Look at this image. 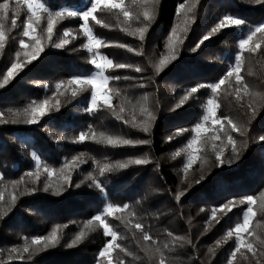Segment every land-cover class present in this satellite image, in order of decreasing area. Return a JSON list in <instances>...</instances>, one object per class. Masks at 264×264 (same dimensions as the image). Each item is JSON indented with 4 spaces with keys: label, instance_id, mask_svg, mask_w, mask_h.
Here are the masks:
<instances>
[{
    "label": "trees",
    "instance_id": "16d2710c",
    "mask_svg": "<svg viewBox=\"0 0 264 264\" xmlns=\"http://www.w3.org/2000/svg\"><path fill=\"white\" fill-rule=\"evenodd\" d=\"M39 2L44 9L37 12L38 24L23 0H8L7 19L0 21L5 33L0 49V264H107V257L99 253L111 236L93 218L103 216L109 205L123 209L125 204L128 209L114 212L106 221L117 233L113 243L120 245L111 253L113 264L118 260L159 264L161 258L165 264H229L237 248L233 231L248 207L255 216L249 224L251 235L244 233L242 239L253 244L257 255L241 247L232 264H264V212L260 211L264 202V141L260 140L264 136V33H257L246 49L239 47L250 31L264 23V2L123 0V10L131 13L128 18L120 9L98 6L94 15L107 26L91 17L87 22L92 36L102 42L95 51L114 65L127 67L105 68L111 108L98 102L91 111L87 109L92 108V86L72 81L95 70L79 15L94 0ZM57 11L64 15L54 19L49 40L44 30L49 15L54 17ZM69 11L78 15L70 17ZM145 11L150 21L144 19ZM225 15L244 24L222 29L201 44ZM14 17L16 27L11 24ZM29 17L43 49L31 63L25 53L34 51V41L23 36ZM141 29H146L142 40ZM65 38L69 43L57 48ZM20 39L29 47L22 48ZM170 39L175 60L170 58ZM256 44L259 50L247 51ZM11 63L26 67L4 84ZM237 64L239 84L233 75L215 93L199 87L215 85ZM137 67L143 71H135ZM193 87L198 91L178 107ZM45 100V115L37 116L35 124L26 123L25 109L30 112ZM209 100L218 105L216 116L223 127L202 131L200 140L189 147L196 126L205 124ZM225 117L239 131H233ZM145 126L147 132L141 130ZM178 130L187 131L176 135ZM93 133L148 143L112 147L92 139L79 142L81 134ZM229 135L236 142L235 152ZM135 159L148 163L116 167ZM105 164L109 169L101 175ZM249 196L253 204L247 202ZM225 204L231 211L220 210ZM88 221L93 223L84 229ZM137 223L143 230L135 227ZM82 229L85 237L69 247ZM53 230L59 237L54 247L31 245L33 237H47ZM145 234L150 241L143 239ZM25 245L28 253L23 252Z\"/></svg>",
    "mask_w": 264,
    "mask_h": 264
},
{
    "label": "snow or ice",
    "instance_id": "6c2138e0",
    "mask_svg": "<svg viewBox=\"0 0 264 264\" xmlns=\"http://www.w3.org/2000/svg\"><path fill=\"white\" fill-rule=\"evenodd\" d=\"M258 3L260 2H264V0H257ZM103 5V8H101L100 10H104V9H120L121 11H123V16L125 18H128L131 16V13L129 11H125L124 9V5H123V0H119V2H115V0H94V2L91 3V7L87 10V11H83L80 12L79 15L82 16L84 24L82 25L84 32L86 35H88L89 40H90V44L95 47V48H100L102 42L100 40L97 39H93L92 38V29L88 27V21L89 18L91 17V19L93 21H95L96 24H100L101 26H107L104 25L100 20H98L96 18V16L94 15V13L98 10V6ZM185 7L184 4L180 5V8L183 9ZM44 9V5L43 4H36L33 5L31 3H28V9L29 11H31L32 16L36 17V23H39L40 17L36 14L35 11H33V9ZM0 10H3L2 15H0V21L7 19L8 16V11H9V4H8V0H5L4 3L0 4ZM46 10V9H45ZM64 15V13L57 11L55 13V16L53 17L51 14L48 17L47 20V27L44 30L47 33V38L50 40L51 36H52V32H53V27H54V19L55 18H59L62 17ZM67 15L70 17H75L78 15L77 12L75 11H69L67 12ZM144 19L146 21H150L151 20V15L145 11L143 13ZM11 24L13 27L17 26V21L16 18L14 17L11 21ZM244 24V21L242 19L239 18H235L231 15H225L222 19L219 20V22L216 24L215 27H213L211 29V31L205 35L202 40L200 41V43L202 44L204 41L208 40L210 38L211 35L215 34L216 32L228 28V27H234V26H239ZM146 31V29H141L140 30V39L142 40L143 37V32ZM35 32V27L33 26V20L31 17L28 18V21L26 23V26L24 27L23 30V36L24 37H30L33 41H34V45H32V47L34 48V51L32 53H25L26 56L30 57L28 60V63H31L33 60L36 59L37 57V53L43 51V49L41 48V38L34 36L33 33ZM257 33H264V23H261L258 27L255 28L254 31H250V34L247 36L246 39H242L239 43V47L240 49H246V46L249 45L250 41H252L253 37L256 36ZM135 34V33H132ZM65 37L69 36L68 32L64 33ZM173 36H175V33H173ZM180 43H182L183 41H179ZM4 43H5V33L3 31V23H0V49L4 48ZM69 43L68 39L65 38L60 44H56L55 46L57 48H61L63 47L65 44ZM19 45L22 48H28L29 45L25 43L24 39H20L19 40ZM120 47H126L125 45H119ZM200 44H197V47H199ZM260 49V45L256 44L255 47H249L247 48V51L249 52H256L257 50ZM129 51H132V49H128ZM169 52L171 54V59L175 60L176 56L174 54V47L172 46V40L170 39L169 41ZM165 59L166 58H162L160 61L159 66H157V72H159L160 68L164 66L165 64ZM91 63L93 65H95V67L97 69L103 70L105 69V67H115V68H125L127 67L125 64H121V63H117V64H113V61L111 60H107L106 65L105 64H101V63H97L96 59L93 58L91 60ZM26 67V65L21 64V63H11V66L7 69V73L6 75H4V84H7L11 79H14L16 75L19 74L20 71L23 70V68ZM135 71L137 72H142L143 69L140 67H137L135 69ZM240 73V66L239 64H237L235 67L231 68L227 73L226 76L221 78L219 80L218 83H216L215 85H200L199 87H208L211 88L212 91L215 93L217 92L218 89L221 88L222 85L225 84L226 80L228 78H231L233 75H235L236 81L239 84L242 81V77L239 75ZM107 79V78H105ZM116 79H119V77H116ZM72 83L75 84H83V83H87L90 84L94 87V91L92 93V97H91V105L92 108L91 109H87L88 111L93 110L94 108H96L98 106V101L102 100L103 104L105 106H108L109 108H111V100L109 99V97L107 95H101L100 93V85H97V82L95 79H90V78H85V79H76L75 81H72ZM106 86V85H105ZM60 85H57V88H59ZM247 90V86L245 85V91ZM198 91L197 87H193L190 90H188V95H186L184 97V99L181 101V105L188 100L189 96L196 93ZM76 93L73 92V95H75ZM237 96L239 97V89L237 90ZM208 105L209 107V113L212 117H215V108L218 107V105L215 104L214 100H209L208 101ZM48 107V101L45 100L43 103L39 104L38 106L35 107H31V110L29 112L28 109H25L23 115L26 117L25 122L28 124H35L38 121L36 120L37 116H44L45 115V110ZM121 112H123V109H120ZM254 114V113H253ZM2 115V114H0ZM19 115V114H17ZM29 115L31 116V118H27L29 117ZM118 119H122V117H117ZM205 120L209 119V116H205L204 117ZM227 122L228 125L231 126L233 131H239V129L237 128V126L235 124H233L232 120L228 119L227 117L224 118ZM212 124L213 125H221V127H223L222 125V121L219 118H214L212 119ZM124 123H128L127 121H124ZM144 132L148 131V127L145 126L141 129ZM183 131H187V130H178V132L176 133V135H180L182 134ZM206 132L207 129L203 128L201 125H197L195 128V132H196V137L195 139L190 143L189 147H192V145H194L195 143H197L200 140V133L201 132ZM219 137H217L218 139ZM86 139H92L95 140L97 142H104L109 146L112 147H119V146H135V144L137 143H143L146 144L148 143L147 141H138V142H134L130 139H120V138H113L111 135H105L104 133H100L99 137L96 136V134H92L91 136H88L87 134H81L79 137V142H83ZM169 140L173 139V137H169ZM261 141H264V136L260 137ZM228 143L232 146L233 151H236V142L235 140L232 138L231 135L228 136ZM219 153H217V159L219 160ZM76 158H74L75 160ZM195 160V156L191 157L189 160V164L188 166L190 167L192 162ZM146 164L148 163V161L146 159H135V160H129L126 164L121 163L118 164L116 167L119 168H125L128 166V164ZM109 169V165L105 164L102 168H100V174L104 175L105 171ZM46 172H48L49 175H51V171L48 169H45ZM97 187H100L99 183L96 184ZM45 191L48 190L47 187H45L44 189ZM0 199H3V196L0 195ZM17 199V197L15 195H13L12 197V201L13 203L15 202V200ZM177 199H179V196L177 197ZM247 202L249 204H253L254 200L253 197L249 196L246 198ZM244 201H241V203H243ZM231 203V202H230ZM129 205L125 204L123 206V209H119V208H113L111 205L107 206L106 210H105V214L102 215H96L93 220L99 222V225L103 227L105 233L107 235L111 236V240L108 242V244L105 246V248L103 250H101V252L99 253L100 257H107V264H113L112 261V256L111 253L113 251L114 248H120L119 244H114L113 242L117 239V233L115 231L112 230L111 226L106 222L107 221V217L113 215L114 212L116 211H123L124 209H128ZM221 211H231V207L229 206V204H225L221 207L220 209ZM260 211L264 212V202L261 203L260 205ZM255 216V212L253 211L252 207H248L247 208V212L245 215V218L243 220V222L241 224H238L236 226L235 232L236 233H248L249 235H251V232L249 231V224L251 222L252 217ZM213 218H215V210L213 211ZM93 221H88L85 225H84V229H89L92 225ZM135 227L137 229L143 230V226L139 223H137L135 225ZM82 229L78 235H76V237L74 238V240L72 241V244L68 245L69 247H72L73 245H75L76 243H78L80 240H82L85 235L86 232L85 230ZM232 233L230 232L229 235H231ZM143 239L145 241H150L151 237L147 234H145L143 236ZM59 241V237L57 235V231L53 230L51 232V234L47 237H42V236H36L33 237L31 240V245L33 246H40L43 245L44 249H47L49 247H54ZM219 241H217V245H219ZM167 247V246H165ZM244 247L247 249L248 252H251L254 256L257 255V251L254 249L253 244L252 243H244L243 239L239 240L238 246L236 249H234L233 253L231 254L232 259L235 258V255L237 252L240 251V248ZM36 250H40L39 248H37ZM123 251V250H122ZM211 251V249H210ZM23 252L24 253H28L29 252V246L25 245L23 248ZM130 255V253H129ZM232 259L229 260V264H232ZM117 264H123V260H118ZM159 264H165V260L163 258L160 259Z\"/></svg>",
    "mask_w": 264,
    "mask_h": 264
},
{
    "label": "rangeland",
    "instance_id": "374dc122",
    "mask_svg": "<svg viewBox=\"0 0 264 264\" xmlns=\"http://www.w3.org/2000/svg\"><path fill=\"white\" fill-rule=\"evenodd\" d=\"M24 2H25V4L27 5V7H28V3H31V4H33V5H36V4H40V2H39V0H23ZM90 8V7H89ZM88 8V9H89ZM87 9V10H88ZM40 9H36V8H34L33 9V11H35L36 12V14H37V12L39 11ZM87 10H85V11H87ZM31 12V11H30ZM83 12V11H82ZM82 17V16H81ZM83 19V18H82ZM83 24H84V22H83ZM92 35V34H91ZM88 36V35H87ZM92 38L93 39H95L93 36H92ZM88 48H89V50L91 51V52H93V58H95L96 59V61H97V63H101V64H105L106 65V63H107V60H109L106 56H104V55H102V54H100V53H97L96 51H95V47H93L91 44H90V40H89V37H88ZM106 68V67H105ZM104 70L105 69H103V70H100V69H97L96 67H95V70L88 76V77H85V78H90V79H95L96 80V82H97V85H100L101 87H100V93H101V95H107L108 97H109V99H110V96H109V94H108V91H107V86H105V85H107V82H108V78L106 77V75H105V72H104ZM85 78H82V79H85ZM105 78H107V79H105ZM92 86V85H91ZM92 89H93V91H94V87L92 86ZM93 91H92V93H93ZM91 97H92V95H91ZM98 102H103L102 100H99ZM90 106H92L91 105V98H90ZM209 105H208V109H207V112H206V115L205 116H209V119L208 120H205V124H203L202 125V127L203 128H206L207 129V131L208 130H210L211 128H216V125H213L212 124V119H214V118H218L216 115H215V117H212L211 115H210V113H209ZM217 112H216V108H215V114H216ZM220 119V118H219ZM207 125H211L212 127H209V128H207V127H205V126H207ZM246 212H247V209L245 210V212H244V214H243V218H242V221L239 223V224H241L242 222H243V220H244V218H245V215H246ZM235 229H236V227L234 228V231H233V235L235 236V238H236V242H237V246H238V243H239V240L240 239H242L243 238V234H244V232H241V233H236L235 232Z\"/></svg>",
    "mask_w": 264,
    "mask_h": 264
}]
</instances>
